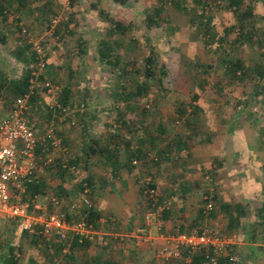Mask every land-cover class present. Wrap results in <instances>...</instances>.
Returning a JSON list of instances; mask_svg holds the SVG:
<instances>
[{"label": "rangeland", "instance_id": "rangeland-1", "mask_svg": "<svg viewBox=\"0 0 264 264\" xmlns=\"http://www.w3.org/2000/svg\"><path fill=\"white\" fill-rule=\"evenodd\" d=\"M95 3L97 6L93 8L91 4ZM243 3L253 5V16L244 24V29L253 33L245 39L240 37L239 19H236L232 8L226 7V0H125L124 3L117 0H24L23 4L13 0L10 8L6 7L7 19L3 22L0 20V35L6 36L5 41H0V72L9 79H18L27 66L34 69L36 59L29 58L34 53L33 43H38L46 64L44 76L60 89L65 85L70 88L69 109L61 112L51 109L47 112L49 97L39 90L38 97L35 96L37 99L32 101L27 113L38 135H42L45 128L51 125L57 134L59 132L61 139L72 140L68 146L62 145L61 141L58 151H52L55 161L56 158L67 159V154H71V157L79 154L83 159L85 143L93 144L92 140L101 142L105 135L112 133L117 134L120 141L130 142L133 147L142 140L143 149H146L150 146L151 134L154 148L148 147L151 153L149 159L155 157L157 160L155 163L147 160L150 165L162 163L160 150L165 146L171 150L174 163L165 161L163 170L166 167L172 170L175 182H183L181 177L188 173L199 179L189 185L192 191H200L193 196L196 210V205L199 208L201 199L211 190L209 180L205 179L210 174L202 173V170L198 172L188 165V153L175 149L178 138L190 133L187 140L190 145L205 142L213 135L220 138L229 131L230 135L234 133L232 143L238 148L234 149L237 151L234 154L246 152L248 146L251 148L254 175H260V164L264 163V42L260 41L264 37V0H244ZM116 22L127 25L123 35L119 30L111 31ZM61 24V32L56 35L55 30ZM19 26L20 33L22 29L26 30L24 36L17 33ZM101 39L113 41L114 44L123 40L120 46L115 45L116 54L123 65L127 61L140 62L148 51L153 50L158 55V67L165 65L167 73L160 75L161 68H158L142 97L128 102L115 99L120 88L116 87L115 68L100 55ZM17 47L24 50V59L15 56ZM235 59L243 63L245 71L244 74L236 71L234 77L232 71L226 73L225 66L228 60ZM255 66L263 72L262 75L254 70ZM127 79L139 81L144 77L129 74ZM8 90L2 92L4 97L1 98L3 105L0 116L5 114L13 100ZM117 106L122 112L130 114L124 126L116 121L113 107ZM130 116L137 117L138 121H132ZM159 124L164 126L163 132L156 127ZM234 145L231 146L234 148ZM225 149L229 151L227 145ZM242 153L237 155L230 167L220 170L219 179L224 178V171H231L233 165L243 163L239 160L243 157ZM91 157H86V161ZM67 164L69 172L59 173L61 177L71 175V172L76 174L71 178L67 176L66 181L59 177L58 171L51 172L48 165L40 168L38 184L44 182L45 187L38 197L47 212L67 213L70 204L79 198L77 183L84 180V169L79 166L80 162ZM241 172L235 171L232 176L241 179ZM263 179L260 180L261 184ZM165 180L168 179L161 182ZM195 183L198 189L192 186ZM57 186H62L60 188L69 193L64 194L60 188L57 191ZM225 187L226 191L220 187L218 192L224 194L225 200L230 196L235 202L234 188L229 182ZM159 193L168 198L175 208L176 203L184 204L192 197L183 196L179 201L178 198ZM212 194L217 199L216 193ZM240 196L237 195L236 199ZM191 202L188 201L190 206L193 205ZM262 203L264 196L259 193L249 203L253 205V214ZM217 206L218 212V203ZM250 212L246 214L245 211L242 215L243 225L253 219ZM222 213L217 218L221 233L235 234L246 241V236L253 232V243L262 244V240L264 243L259 226L248 230L246 225L244 229L236 225L227 229V219ZM254 216V220L259 222V215ZM28 237L16 220L0 217V264H4L2 259L5 256L9 259L13 256L16 260L15 263L7 261V264H24L21 260L28 254L31 257L35 254L42 256L45 251L41 250V253L34 242L28 241ZM257 246L264 248L263 245ZM231 251L238 255V264H264V250L263 254L257 253L251 258L243 255L242 248L236 250L235 245ZM223 264L228 262L224 260Z\"/></svg>", "mask_w": 264, "mask_h": 264}, {"label": "crops", "instance_id": "crops-1", "mask_svg": "<svg viewBox=\"0 0 264 264\" xmlns=\"http://www.w3.org/2000/svg\"><path fill=\"white\" fill-rule=\"evenodd\" d=\"M249 131H251V129H249ZM233 134L230 135L228 131L220 138H217L218 136L214 137L213 135L212 138H207L205 142L201 141L190 144L189 150H186L188 153V165L190 167H195L197 169L196 171L198 172L199 170H202V173L210 174V176H205V179L209 180L208 184L211 186V190H208V192H215L217 195V199L215 200H218V212L216 211V208L218 207L217 203L214 202V209L208 215L202 214L201 218L199 216L201 205L199 208H197L196 205V210L194 209L195 201L193 196L200 193L199 189L197 188V182L192 184V186H196L198 189L197 191H192L191 187L189 186L191 185L192 181H196L197 177L193 176L191 173H188V175L181 177V179L183 178V182H175L173 178L175 177L173 171L168 167L163 170L165 161H173L171 157L172 152L170 149L169 155L171 158L168 160L163 158L162 163L152 166L147 162L146 159L130 160L128 157L129 151L127 150L129 148L132 149L130 142H122L119 140L115 145L109 143L106 140L107 136L105 135V138H103L101 142L98 140L93 144L85 143V147L90 150V154L97 153L95 148L96 145L100 146L104 150H109L107 152H104L103 150L101 153L95 154L93 158L89 153H87V156L85 154L83 159L80 158L79 154H77L78 156L76 155L75 157H71V154L70 156L67 154V159L63 160L56 158L55 161L54 158L52 163L54 166L51 164L52 166L49 165L48 169H51V172H53V170L58 171V175L61 179L66 181L68 180V177L71 178L74 174H76L75 172L74 174L71 172L72 176L67 175L68 177L65 175L61 177L60 175L61 173L67 174L69 171L68 169L59 171L61 170L59 169V165L62 167L64 162L68 160L66 163H70V160H72L74 161L73 164L80 162L81 165L79 166L84 169V177L91 181V207L88 211V219L91 216H89V214L92 213L93 222L90 221V219L89 221L95 228L94 238L90 241L78 243L73 236H70L68 240V251L65 254H62L58 239L53 235L48 236L43 238L44 240L40 243L38 242L36 245L39 251L42 250L46 253L44 252L43 254L41 251L42 256L35 254L33 257L28 254L29 257L26 256L24 260L21 261H24V264H185L182 261L164 263L157 259L156 252L164 245V237L174 232H194V230L198 227H201V225L203 226L202 229L210 228L220 231L221 229L217 227V218L220 216V212H223L222 214L226 216V228H231L229 227V216L226 215V211L222 210V205L224 204H228L232 211L235 209V206L238 205L243 207L244 211H246V214H249V211L251 210L250 214H252L251 217L253 219L245 225L248 230L249 228L252 229L253 227L256 229L258 226L256 222L258 221L254 220V214L258 215L259 208H256L255 213L253 214V205H250L249 203H252L253 199L256 196H259V193L261 196H264V182H262V184L260 183V180H262V177H264V163L260 164V175H254V158L252 156L251 148L248 146V148H246V152L242 153L241 151L243 157H240L239 160L243 161V163L233 165V169L231 171L224 169L227 170V172L224 171L222 173L224 178H218V176H220V170L223 167H230L231 164L235 163L237 155L241 154H234L237 152L234 151V149L238 148L234 145V143H232L234 142ZM64 144L68 146L72 144V140L70 138L62 139V145ZM126 144H130L128 148L125 147ZM226 145L229 147V151H226ZM231 145H234V148ZM64 147L67 148L66 146ZM148 147L151 148V146ZM148 147L146 149H148ZM175 149L177 151L183 150L177 148ZM53 151L55 152L58 150L53 149ZM85 152L86 151L84 149L83 153ZM88 156H90L91 159L86 161ZM82 160L83 162H81ZM45 167L47 166L45 165ZM235 171H242L241 179L237 180L235 176H232ZM146 175L150 178L148 186L154 187L161 193L173 197L174 199L178 198L179 201L180 197L192 196L190 199H188V201H193L191 202L193 205L190 206L187 200H185L184 204L180 203L179 205L176 203L175 205L176 208L178 207L177 209L172 205L170 210L157 214V216L152 218L149 225H147L145 223V215L146 212L151 208L150 200L144 198L145 195L143 194L144 186H142V181ZM42 176H44V173H42ZM163 179L168 180H165V182L162 183L161 180ZM198 180L199 179H197V181ZM184 182H187V184ZM227 182H229L234 188L235 202L233 201L234 198L231 199L230 196L226 197L227 200H225L224 194H221L220 191L218 192L220 187H224L226 191L225 186ZM60 187L62 186H57V191ZM77 188H79L78 183ZM60 190L64 194L66 192L69 193L68 190H62L61 188ZM208 192L206 191V193ZM239 194H241V196L239 199H236L237 195ZM34 195L37 196L34 203L44 208V206L39 203L38 194ZM78 195L81 197V193L79 191ZM28 196L30 195L28 194ZM232 201L234 203H232ZM31 205L33 204L31 203ZM261 207H264V203H262ZM63 212L58 211L56 213ZM194 212L195 215H193ZM232 215L236 216V213L233 211ZM242 218L243 216L241 215L239 221H236V223L233 224V227L237 225L238 227L240 226V228L244 229L245 225L242 224ZM7 220H16L19 223V220L17 219ZM262 233L263 231L260 235H262ZM235 236L237 245H235L236 250L240 251V248H242L244 253L242 254L246 255L247 258H251V256L263 252L264 248H262V246H257H264L263 240L262 244L253 243V239H255L253 232H251L249 236H246V241H242L237 235ZM28 241L33 242V240L29 237ZM10 248L12 247L10 246ZM198 255L193 256L194 261L195 257ZM201 255L205 259L204 254ZM7 257L8 256H5L2 259L4 264H7V261L14 262ZM223 259L224 258L220 259L219 264H223L221 263V260Z\"/></svg>", "mask_w": 264, "mask_h": 264}, {"label": "built area", "instance_id": "built-area-1", "mask_svg": "<svg viewBox=\"0 0 264 264\" xmlns=\"http://www.w3.org/2000/svg\"><path fill=\"white\" fill-rule=\"evenodd\" d=\"M22 33L26 34V30L22 29ZM32 49L36 66L31 71L28 90L15 97L5 114L0 116V217L18 218L21 229L29 235L37 234L43 238L55 236L63 244L61 253L65 254L70 236L79 243L94 238L95 228L88 219L91 190L83 182L81 197L70 204L67 213L47 212L34 203L36 195L28 196V186L39 183V169L53 163L54 156L51 153L53 149L59 148L62 141L51 125L45 128L42 135L36 133L27 118L32 105L31 98L43 90L49 97L50 109H69V106L61 107L57 101L59 86L44 76L46 64L41 46L33 43ZM2 105L3 100L0 98V108ZM62 167L67 168V163L64 162ZM143 181L144 197L150 200L151 209L145 215V223L149 225L154 216L170 210L172 205L156 188L148 186L149 177ZM212 197V193L204 196V215L213 210ZM164 241V245L156 252L157 259L164 263L182 261L185 264H196L193 256L198 254H204L207 264H219L221 258H226L228 264L239 263L238 255L231 251L232 246L236 245L234 234L227 235L216 229L204 228L200 232H174L165 236Z\"/></svg>", "mask_w": 264, "mask_h": 264}, {"label": "trees", "instance_id": "trees-1", "mask_svg": "<svg viewBox=\"0 0 264 264\" xmlns=\"http://www.w3.org/2000/svg\"><path fill=\"white\" fill-rule=\"evenodd\" d=\"M13 0H4L0 2V20L3 22L7 19V9L6 7L9 6L10 8V5L12 3ZM20 4H23L24 0H18ZM119 3H124L125 0H117ZM227 1V4H226V7L229 8V9H233L234 13H235V16H236V19H239V26H240V37L242 39H245V38H249L253 32L251 31H247L245 30L244 28V24L245 22L247 21L248 18L252 17L253 16V13H252V10H253V5L251 4H244L243 1L244 0H226ZM44 5V4H43ZM93 8H96L97 4H91ZM102 13V12H100ZM202 24V23H201ZM63 26V24L60 25V27H58L56 30H55V33H57L56 35L60 34L61 32V27ZM119 30L121 35H123L125 33V31L127 30V25H124L122 24L121 22H116L114 25H113V29H111V31H117ZM18 34L20 36H24L25 33H20L21 31V27L19 26L18 27V30H17ZM206 32V31H205ZM13 32H11L12 34ZM6 39V36L4 35H0V41H5ZM261 43L264 42V37H262V39H260ZM121 42H123V40H119V42H114L113 41H109V40H105V39H101L99 41L100 43V48H99V51H100V55L101 57L105 58L106 59V62L113 68H115V73H114V77H115V80H116V87L120 88L118 91L119 92H116V97L115 99H118V100H121V101H126L128 102L130 99H133V98H140L142 97L149 89L150 87V84H149V81H151L152 79H154L155 77V74L158 70V68H161L160 70V75H165L167 73V70L165 68V65H161L160 67H158V55L156 53H154L153 50H150L148 51V53L146 55L143 56V58L141 59V61H127L124 65L121 64L122 62L119 60V55L116 54V51H115V45L118 47L121 45ZM114 44V46H113ZM260 44V43H259ZM24 50H22L21 48H18L14 51V54L15 56L18 57V59H21L20 57H22V59H24L23 56H25ZM34 54V53H33ZM31 55V57L29 59L31 60H34V55ZM25 61H28L27 59ZM228 64L225 66V71L226 73H230L231 71L233 72V75L235 77V73L236 71H239V72H243L244 74V66H243V63L239 60V59H235L234 61L232 60H228L227 61ZM139 67V68H138ZM33 68L27 66L23 72V74L18 78V79H9L7 78L3 73L0 72V98L4 97L3 96V91L4 89L10 91L11 95L13 96L12 99H14L15 97L19 96V95H22L23 93H25L27 90H28V86H29V78H30V75H31V71H32ZM254 70L259 74V75H262L263 72H261V70L258 69L257 66H255ZM129 74H134V76H143L144 79L143 80H139L138 79H135V80H130V79H127V75L129 76ZM242 79V78H240ZM128 80V81H127ZM158 83L161 84V81L160 79H157L156 80ZM53 82V81H51ZM37 95V94H36ZM38 97V96H36ZM36 97H32L31 98V102L34 101V99H37ZM70 88H69V85H65L64 87H62L57 95V101L60 103L61 107L63 108H66L67 106H71V98H70ZM113 100V99H112ZM11 101V100H10ZM115 101L113 100V103ZM115 108V115H116V121L120 122L124 125H126V119L128 118L129 119V115L128 114L129 112H122L121 110L118 109V106L117 107H113ZM59 112L60 111V108L58 109H55ZM47 112H50L52 111L50 109V107L48 106V108L46 109ZM65 111V110H64ZM180 112H184V110H180ZM127 117V118H126ZM130 118L132 119V121H138V118L136 117H132L130 116ZM161 132L164 131V126L159 124L156 126ZM59 134V132H58ZM149 141H150V146H152V148H154V144L151 142V139H152V136L151 134L149 135ZM120 137L115 134V133H112V134H109L106 138V140L109 142V143H112V144H115L116 145V142L119 141ZM190 139V133L186 136H184V138H178L177 140V143L175 144V148L177 149H183V151H188V147H189V144L187 142V140L189 141ZM93 143H95V140H92ZM129 143V142H128ZM131 144V143H130ZM130 144H126L125 147L128 148ZM114 145V146H115ZM143 143H142V140H139V142L136 144L135 147L132 146V149H127L129 151V154H128V157L130 158V160H141V159H146V160H149L151 162H156L157 158H150L149 159V148L148 149H143ZM90 147V146H89ZM96 150H97V153H89L90 150H86V156H87V153H89L90 155L92 156H95V154H99L101 153L104 149H102L100 146L96 145ZM151 149V148H150ZM94 151V150H92ZM109 150L105 149L104 152H107ZM161 151V156L160 157H163L165 159H169L171 158L170 155H169V148L167 149V147L163 146V149L160 150ZM69 163V162H68ZM74 161L70 160V164H73ZM53 165V164H52ZM51 165V166H52ZM56 165V164H55ZM50 166V167H51ZM54 166V165H53ZM60 166V167H59ZM59 171H64L67 170V168H62L61 165H59ZM146 176H144V178H146ZM83 182H86L88 184V186L90 187V189L92 188V183L91 181L88 179V178H84V180L81 182L79 181L78 183V190L80 193H82V188H83ZM143 184H144V181H142ZM142 184V186H144ZM153 186V185H152ZM45 185L42 183V184H36V185H30L28 186V194L32 197L34 194H38V193H42L43 189H44ZM91 192V191H90ZM207 195V194H206ZM146 199H148L147 197H144ZM212 200L215 201V195H213L212 197ZM201 202H202V205L200 206V210H199V216L200 218L202 217V214H203V206L205 204V200L204 198L201 199ZM241 205H238V206H235V209L233 210L235 213H236V216H233V211L229 208V205L228 204H224L222 205V210L223 211H226V215L229 216V227H232L233 224L236 223V221L238 222L241 215L245 214V211L243 209V207H240ZM240 207V209H239ZM260 207L258 209V215H259V222H257L258 226H259V229L260 231H264V207L262 208ZM238 210V211H237ZM240 211V212H239ZM242 213V214H241ZM91 215V216H90ZM90 216V221L93 222V215L92 213L89 214ZM17 220H19L18 218H16ZM202 225L201 227H198L196 228L194 231L195 232H200L202 229ZM23 231V230H22ZM24 234L28 235L29 238H31L33 240L34 243H37L43 241V237H40V235H37V234H34V235H29L27 232L23 231ZM186 233H190V232H186ZM79 243V242H78ZM62 243L60 242V251H61V247H62ZM12 249V248H11ZM199 257V258H198ZM11 260H13L15 263V259L11 258ZM194 260V259H193ZM224 260H226V258H224L223 260H221V263H224ZM196 264H206V260L202 257L201 254H199L198 256L195 257V261Z\"/></svg>", "mask_w": 264, "mask_h": 264}]
</instances>
